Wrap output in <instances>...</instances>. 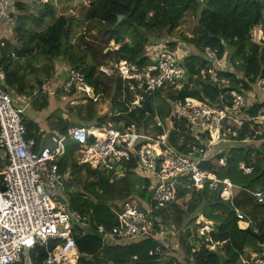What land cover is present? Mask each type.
Masks as SVG:
<instances>
[{"label": "trees", "instance_id": "obj_1", "mask_svg": "<svg viewBox=\"0 0 264 264\" xmlns=\"http://www.w3.org/2000/svg\"><path fill=\"white\" fill-rule=\"evenodd\" d=\"M66 2L70 4L69 8L57 13L50 1L44 7L33 8L19 0L16 14L12 16L15 21L14 37H4L3 42H0V67L5 73L7 91L30 96L32 102L29 107L33 112L49 108L50 98L43 91V86L60 70L63 72L59 62L79 71L96 94L100 91L108 94L111 92L110 86H116L106 115H98L96 103L88 95L85 96L86 93L71 88L66 94L67 99L62 101H87V105H79L74 114L69 111L73 118L63 120L59 117L49 125L48 129L59 135L65 136L68 129L76 125H111L119 128L120 124H134L144 134H161L163 129L157 126L160 122L168 130V144L183 154L187 145L200 143L183 123L175 122L171 127L168 125L171 103L193 98L214 107L219 95L224 92L201 79L204 48L215 51L219 59L225 58L227 71L221 75L231 81L227 90L240 93L249 91L251 84L263 72L264 48L253 43L249 35L254 27L264 28V0ZM188 15L195 18V25L188 36L182 35L180 41L177 40L187 50L182 60L187 76L186 86L178 93L157 91L150 95V113L145 108L130 110V96H126L125 102L121 101V81L116 77L100 76L98 68L107 62L119 60L144 64L146 46L171 39L181 20ZM118 16H122L120 22ZM5 22L4 19L0 24V36L3 29L6 31ZM77 30L80 33H76ZM175 45L173 41L167 44L171 51ZM58 93L63 94L62 88ZM260 106H253L248 114L255 116ZM23 122L26 139L35 142L34 151L50 144V139L46 142L47 136L40 131L36 122L25 118ZM252 125L249 123L240 129L235 128L230 135L237 143L214 147L213 153L222 151L201 167L218 179H228L235 186L249 191H263L264 177H260L259 173L263 168L264 138L242 142L248 134L253 133ZM72 152L71 160L61 158L59 161L64 186L58 199L66 210L88 215L86 225H74L72 229L79 253L77 264H242L243 260L251 261L250 254L264 255V245L260 246L255 237L264 229V209L257 206L247 193L239 192L232 201H223L218 191H211L205 186L196 192L187 187L189 182L184 179L177 188L174 200L164 208L155 210L151 202L152 182L132 169L135 164H128L124 177L115 179L113 175L78 165ZM225 155L228 156L226 165L220 167L218 160ZM241 161L253 166L252 175L243 176L237 169ZM3 168L4 164L0 160V172ZM131 201H135L142 210L152 206L150 215L156 233L132 242L103 238L97 232V227L103 226L110 230L116 224V213L121 212L123 206ZM199 217L205 222L201 226L211 227L208 233L211 242L185 229L189 224L196 225ZM159 223L165 227H177V231L168 236L170 241H165L159 254L149 256V252L163 239L161 233L164 230H161ZM244 223H248L247 228H243ZM254 229L257 234L253 233ZM217 242L221 245L209 250L207 245ZM29 256L32 264H42L46 253L42 247L36 246L30 250Z\"/></svg>", "mask_w": 264, "mask_h": 264}, {"label": "built area", "instance_id": "obj_2", "mask_svg": "<svg viewBox=\"0 0 264 264\" xmlns=\"http://www.w3.org/2000/svg\"><path fill=\"white\" fill-rule=\"evenodd\" d=\"M18 1L0 0V23L4 19L6 23L12 19ZM22 1L33 8L49 3V0ZM249 36L253 43L264 48L263 27H254ZM171 41L176 43L173 51L167 46ZM178 43L173 37L151 43L145 48L144 64L110 61L98 68V74L104 78H118L124 97L130 96L129 109H142L144 100L153 93H178L186 86L187 76L182 60L187 50ZM202 56L204 66L200 72L201 79L224 92L219 95L214 107L193 98L171 103L168 125L183 123L200 143L187 145L183 154L168 144V130L160 122L157 126L163 129L161 134L141 133L134 124H120L119 128L111 125H76L69 128L65 136L52 135L48 147L34 151L35 142L26 139L23 122L25 109L32 98L18 96L19 105H15L4 83V70L0 67V160L4 164L0 172V264H32L29 253L36 246L42 247L46 253L42 264H77L79 253L72 229L74 225H86L88 215L68 211L53 200L57 193L60 195L63 191L64 177L59 171V161L64 158L63 141L66 139L77 142V147L81 149L75 151L78 165L113 175L115 179L124 177L128 164H135L132 169L152 182L151 202L155 210L164 208L174 200L177 188L184 179L189 182L187 187L196 192L205 186L211 191H218L223 201H232L239 192H244L257 205H264V190L249 191L235 186L228 179H218L201 167L222 151L213 153L214 147L237 143L230 135L235 128L253 123V133L248 134L243 143L264 134V68L251 84V89L240 93L227 90L231 81L221 75L227 71L225 58L219 59L216 52L208 47L204 48ZM64 69L66 80L62 90L65 96L62 100L67 99L66 94L73 87L82 93L92 92L79 71L68 67ZM256 104L261 106L252 117L248 113ZM227 157L219 158L220 167L226 165ZM237 169L243 176L253 173V166L247 161L239 162ZM151 210L152 206L142 210L135 201L128 202L121 212L116 213V224L110 230L98 226L97 232L103 238L122 242L153 236L156 231ZM159 227L164 230L161 223ZM210 231L211 227L205 225L197 234L207 242L210 241ZM253 233L257 234V230L254 229ZM161 235L163 239L149 252V256L159 254L171 234L163 232ZM220 245L217 242L207 246L209 250H215ZM242 264H264V255H253L251 261L243 260Z\"/></svg>", "mask_w": 264, "mask_h": 264}, {"label": "rangeland", "instance_id": "obj_3", "mask_svg": "<svg viewBox=\"0 0 264 264\" xmlns=\"http://www.w3.org/2000/svg\"><path fill=\"white\" fill-rule=\"evenodd\" d=\"M49 1L51 2L52 5H54L57 13H61L62 11H66L70 6V4L68 2H66V0H49ZM32 10H30V11H32ZM14 22L12 19L8 23L5 22L6 23V32L3 29L1 35L5 36V33H7V35H8L7 37L12 39V37H14L13 36V24H14ZM194 25H195V18L192 17L191 15L185 16L181 20L180 26L175 30V33L173 34V38L175 40L180 41L179 39H181L182 35H187V36L189 35L190 30L194 27ZM76 33H80V30H77ZM76 33H75V35L78 36V34H76ZM178 44L182 45V42H179ZM110 46L112 47L113 44L111 43ZM181 55H183V52L181 53ZM59 64H61L63 66V69L66 68L63 63L59 62ZM58 71H59V69H58ZM58 73H60V72H58ZM61 73L63 74L62 71H61ZM64 73H65V69H64ZM40 77H42V76L40 75ZM58 78L59 77H56V75H55L54 78L50 82H48L47 84L45 83L43 86V91L48 96H51V97L55 96L54 100L52 101V99H50V102H49V104L52 105V107H50L46 112H44V111L42 112L43 113L42 119L43 118L47 119V120L46 119L45 120H46V124L48 125V127L51 123L56 122L59 119V117H61L63 120H69V119L73 118V116L69 115V113H68L69 111H71L72 114H74V113H76L77 107L79 105H81V104L87 105V101H73L71 103H67L65 101H62V97L65 95L58 93V91H61V88L64 87L65 82L61 83V80ZM110 89H111L110 90L111 92H109L108 94H106V93L102 94L101 91L98 94H96V93H94L93 90L91 93L85 94V96L88 95L87 97L92 98L93 102L96 103L95 107L97 109L98 115H106L109 112L110 101H113L112 94L115 95L116 86L111 85ZM9 94H11L10 96L14 97V99H16L18 96V94H15V95L12 93H9ZM28 97H30V96H28ZM125 99H126V97H124V91L122 90L121 101L125 102ZM61 102H63V103H61ZM36 112H35L34 116H36V118H37L38 114L41 111H36ZM27 114H28V111L25 110L24 116H26ZM48 130L45 132L47 133L46 136L49 140L51 137L50 134H53V132L50 130L48 131ZM48 136H50V137H48ZM73 150L74 151L72 152V154H73L74 159H75V157H76L75 151H77V150L81 151V149L79 147H76ZM58 196H59V193H57L56 202L59 205H61L62 207H64L61 204L62 203L61 200L58 199L59 198ZM203 220L204 219L202 217H199L198 219H196V225L197 226L195 224H189V227H185V229H189L190 232L192 233V235H194L195 233H199V231L203 228V226H201V223L205 224V222H203ZM185 225H187V224H185ZM204 227H205V225H204ZM162 228L164 229L165 233H168V235L173 233L174 231L175 232L177 231V227H174V226H170V227L162 226ZM167 239H169V238L167 237ZM168 241H170V240H168ZM70 254H72V252ZM169 255H175V254L169 253Z\"/></svg>", "mask_w": 264, "mask_h": 264}, {"label": "crops", "instance_id": "obj_4", "mask_svg": "<svg viewBox=\"0 0 264 264\" xmlns=\"http://www.w3.org/2000/svg\"><path fill=\"white\" fill-rule=\"evenodd\" d=\"M1 24V23H0ZM6 32V31H5ZM8 35H7V33H6V35L5 36H3V35H1L0 36V42H3V38L4 37H7ZM8 38V37H7ZM9 39V38H8ZM1 47V46H0ZM3 47V46H2ZM61 66V65H60ZM61 68H62V70H64L63 69V67L61 66ZM58 71V70H57ZM60 73H58V74H56V77H59L58 79H60L61 80V83H64L65 82V80H66V76H65V74H64V72H63V74L61 73V71H59ZM62 85V84H61ZM60 87V86H59ZM58 87V88H59ZM61 88V87H60ZM56 90V89H55ZM10 92V91H9ZM8 92V93H9ZM10 93H12V94H18V96H21V95H25V94H19V93H15V92H13V91H11ZM11 95V94H10ZM17 96V97H18ZM27 96V95H26ZM54 97L55 96H53V97H51V96H48V98H50V99H52V101L54 100ZM11 98H12V100H13V102H14V104L15 105H19V103H18V99L16 98V99H14V97H12L11 96ZM49 102H50V100H49ZM50 107H52V105H50L49 104V108ZM48 108V109H49ZM48 109H46V110H42L39 114H38V117L36 118V116H34V114H35V112H33V111H31L30 110V107H27L25 110H27L28 111V114L26 115V116H24V118L26 119H30V120H33L34 122H36V124H37V126L40 128V131L41 132H43V133H45L44 135L46 136L47 135V133L45 132V131H47L48 130V125L46 124V118H43L42 119V116H43V111L44 112H46ZM37 113V112H36ZM50 116V115H49ZM48 117V116H47ZM46 119V120H45ZM49 131V130H48ZM52 135H59V134H57L56 132H53V134ZM45 136H44V138H45ZM48 138H46L45 140H46V142L48 141L47 140ZM49 142V141H48ZM49 145H47V146H43L40 150H42L44 147H48ZM39 150V151H40ZM2 171V170H1ZM244 227L243 228H247V226H248V223H244V225H243ZM72 254H73V252H72ZM253 255H255V254H250V257L251 256H253Z\"/></svg>", "mask_w": 264, "mask_h": 264}, {"label": "water", "instance_id": "obj_5", "mask_svg": "<svg viewBox=\"0 0 264 264\" xmlns=\"http://www.w3.org/2000/svg\"><path fill=\"white\" fill-rule=\"evenodd\" d=\"M121 20H122V16H118V22H120ZM249 38H250V36H249ZM143 105H144L145 110L148 113H150V104L148 102V99L144 100ZM263 138H264V134H260V135L256 136L255 140L260 141ZM63 145H64V158L71 160V150L73 148L77 147L78 143L73 141V140L66 139L63 141ZM259 176L264 177V156H263V168H262L261 172L259 173ZM257 206H260L261 208L264 209V205H257ZM255 237H256L258 244L260 246L264 245V229L260 234L255 235Z\"/></svg>", "mask_w": 264, "mask_h": 264}]
</instances>
